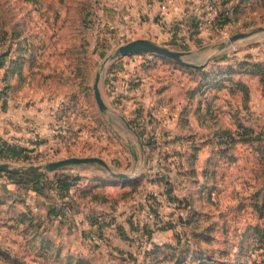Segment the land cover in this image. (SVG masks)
Returning <instances> with one entry per match:
<instances>
[{
	"label": "rangeland",
	"instance_id": "obj_1",
	"mask_svg": "<svg viewBox=\"0 0 264 264\" xmlns=\"http://www.w3.org/2000/svg\"><path fill=\"white\" fill-rule=\"evenodd\" d=\"M72 156L0 170V264H264V0H0V162Z\"/></svg>",
	"mask_w": 264,
	"mask_h": 264
},
{
	"label": "water",
	"instance_id": "obj_2",
	"mask_svg": "<svg viewBox=\"0 0 264 264\" xmlns=\"http://www.w3.org/2000/svg\"><path fill=\"white\" fill-rule=\"evenodd\" d=\"M132 52H149V53H156L168 58L175 59L183 64L191 65L192 63L184 60L182 57V53L177 50L170 49L166 46H163L161 44H158L151 39L148 38H135L130 41H127L126 43L118 46L109 56L107 59H115L119 56H122L127 53ZM105 63L102 64L101 69L104 68ZM101 71H98L95 75L94 83H93V90L94 95L96 98V102L100 108V110L110 113L112 117L118 118L125 122V124L136 134L137 138L139 139V134L130 126L129 122L123 117L112 111L109 107H107L106 103L104 102L103 98L101 97L100 91H99V77H100ZM100 162L104 166L107 165V163L99 157L96 156H84V157H78V156H72L67 157L63 159L48 161L43 164H30V165H15L8 162H0V170L5 171H13V172H35L38 170H51L54 168L62 167L64 165L68 164H79V163H87V162ZM131 173V170L128 172H115L112 171L113 176H121V177H128Z\"/></svg>",
	"mask_w": 264,
	"mask_h": 264
},
{
	"label": "trees",
	"instance_id": "obj_3",
	"mask_svg": "<svg viewBox=\"0 0 264 264\" xmlns=\"http://www.w3.org/2000/svg\"><path fill=\"white\" fill-rule=\"evenodd\" d=\"M217 21H215L219 26H222L227 20L228 17L225 15L224 9L219 11L217 14Z\"/></svg>",
	"mask_w": 264,
	"mask_h": 264
},
{
	"label": "crops",
	"instance_id": "obj_4",
	"mask_svg": "<svg viewBox=\"0 0 264 264\" xmlns=\"http://www.w3.org/2000/svg\"><path fill=\"white\" fill-rule=\"evenodd\" d=\"M150 9H151V10H153V8H150ZM164 14H166V15H167V13H166L165 11H164ZM166 15H165V16H166Z\"/></svg>",
	"mask_w": 264,
	"mask_h": 264
},
{
	"label": "built area",
	"instance_id": "obj_5",
	"mask_svg": "<svg viewBox=\"0 0 264 264\" xmlns=\"http://www.w3.org/2000/svg\"><path fill=\"white\" fill-rule=\"evenodd\" d=\"M162 7H164V5H162Z\"/></svg>",
	"mask_w": 264,
	"mask_h": 264
}]
</instances>
